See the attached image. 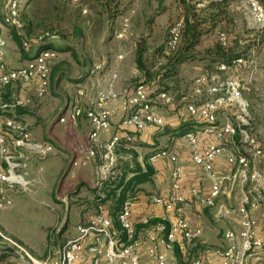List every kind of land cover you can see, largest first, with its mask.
<instances>
[{"label":"built area","instance_id":"2783aa9c","mask_svg":"<svg viewBox=\"0 0 264 264\" xmlns=\"http://www.w3.org/2000/svg\"><path fill=\"white\" fill-rule=\"evenodd\" d=\"M74 1L78 3L80 0ZM242 6L248 18V28L264 29V4L261 0H245ZM84 12L87 10L85 9ZM20 13L19 0H9L6 14L0 19V93L10 85L34 83L36 96L45 97L51 87V62L59 54L55 47L48 46V42L59 39V36L45 33L35 40L26 39L25 46L35 45L36 53L26 64L10 67L6 60L8 39L3 30L8 25L22 27ZM124 24L129 25L128 17L124 18ZM182 26V21H178L169 27L168 45L172 49H175L180 42ZM125 33L124 29L116 35L122 38ZM219 39L227 45L229 36L223 31L220 32ZM244 39H240L241 45L246 44ZM248 62L253 63L247 55H240L230 61H220L215 72L198 75L189 90L182 91L180 95V100L186 106L188 113L206 122L203 127L204 132L215 134L219 141L201 148L196 132H186L183 137L191 149L194 163L205 173L214 176L216 158L219 154L225 153L230 169L236 168L245 182L251 181L238 208L240 227L225 231V245L216 249V254L220 257L216 264H252V258L264 247V241L257 232L258 220L252 212L254 208H261L264 215V182L262 181L264 172L260 171L253 161L263 155L264 148L259 136L253 131L248 102L243 94V89L251 90V86L246 85L241 78L226 74L231 67ZM103 68V64L97 63L93 65L91 71L94 73ZM138 73L139 70L136 69V74ZM113 77H117L116 72ZM77 95H85V89L79 87ZM118 97L120 93L114 89L113 84H110L108 88L97 90L96 99L91 107L85 108L81 104H75L67 115H58L59 121L64 123L77 124L83 115L90 121L87 154L90 159L95 160L99 157L101 160L97 185H102L104 180L112 179L119 174V156L116 154V147L121 135L115 134L106 142L99 140L101 131L111 125L112 110L108 107V102ZM198 97L202 98L200 104ZM174 100L175 95L171 90L151 92L145 84L135 85L133 91L124 97L123 102L127 109L124 122L140 131L150 126L163 128L166 120L159 113V108L162 105L172 104ZM32 101V96L17 94H14L10 100L0 99V208L10 207L13 204L9 193L18 186L22 190L30 189L32 181L35 180L29 177L31 158L34 155L48 157L57 150L53 142L37 139L24 120L15 114H10L15 113L19 107L30 105ZM231 111L234 112V117L231 116ZM221 113L225 114L226 118L219 123ZM237 135L240 137V145L229 147L227 142L234 140ZM127 138L131 139L130 136ZM159 158H169L174 163L171 190L167 196L152 197L154 203L165 209L159 220L150 224L154 215H147L142 219L144 224H150L144 228L149 243L146 252L152 261L150 264H181L177 259L169 257L167 252L174 251L176 247L184 251L202 237L203 228L193 227L187 216L186 210L190 201L181 191V181L185 172L177 154L169 149H161L149 156L151 162ZM88 163V159L74 158L71 161L74 167ZM222 191L223 186L218 180L213 182L210 192L206 195H202L197 187L191 189L192 195L200 199L204 208L215 206ZM132 207L133 201L126 200L118 215L126 231V241L120 239L119 231L113 227V219L106 214V208L101 206L86 224L77 226V233L72 239L58 245L56 257L45 264H74L87 251L92 255L91 264H149L142 258L143 248L132 219ZM0 235L4 236L1 231ZM0 264H12V260L8 259ZM191 264H202V260L199 257L195 258Z\"/></svg>","mask_w":264,"mask_h":264},{"label":"rangeland","instance_id":"374dc122","mask_svg":"<svg viewBox=\"0 0 264 264\" xmlns=\"http://www.w3.org/2000/svg\"><path fill=\"white\" fill-rule=\"evenodd\" d=\"M229 1L232 4L231 6L235 8L234 17L236 21L233 25L227 26L225 23H222L214 34L204 36L200 46L197 48L196 58L192 59L190 64L185 63L182 65L176 77L166 78L165 80L161 77L160 80L158 76H155L153 79L154 83H151V85L155 87V91H159L161 88L171 90L175 95L173 103L179 104L177 101L181 98L180 95L182 90H189V86H191L190 84L195 77L203 73L215 72V65L211 64L212 61L211 63L208 61V51L218 42L220 32H229L232 36L231 41L234 52L247 55L249 60L253 61V63L248 62L243 64L241 70H239V74L243 82L251 86V90L246 88L243 89V94L248 102V110L251 115L250 121L253 131L259 136L264 148V100H260V98L264 97V29L253 30L248 28V18L242 6L245 0ZM8 2L9 0H0V19L6 14ZM19 2L22 10V19L23 14L33 19L34 13L36 20L42 19L41 21L62 18L79 24L90 34L89 40L91 38V42L89 45L87 44L86 48L84 46V51L81 50L83 47H81L79 42L71 40L73 46L75 45L78 47H75L76 55H73L70 50H64L61 51L63 53L60 59H54L51 62V86H53L54 79L62 74L65 75V85H67L68 82H73L71 75H76V70L78 69L77 59H82V53H84L82 55L83 57H85L84 55H90V60L92 62L94 58H96L97 60L94 64L101 63L105 65V60L111 59V55H119V53L123 51L124 43H126L127 46L132 45L133 52L143 36H147L148 38V62L154 65L163 57L159 53V50L162 51L166 48L170 25L181 21L183 18V6L180 5L177 0H167V12L163 16H157L154 24L150 26V28L147 25V19L151 10L149 7L150 4L146 3V0H123L121 9L124 10V14L118 16L117 20H110L103 14L104 8L99 0H80L78 3L74 0H34L27 10H25V6L28 0H19ZM85 9L88 10L87 13L84 12ZM125 17L129 18L128 26L124 24ZM124 29L126 31L125 36L122 38L117 37L116 33ZM93 33L95 37H93ZM97 33L98 37H96ZM102 37L105 38V54L99 51V47H96L95 51L92 47V45L94 46L100 43L99 41ZM235 37L245 38L246 44L240 45ZM55 41L54 44L57 50L60 49L61 45H64L61 39ZM35 53L36 50H34L33 54ZM85 58L87 59L89 56ZM104 58L106 59L104 60ZM216 62L217 61H215V63ZM63 69L67 71L59 74ZM153 69L157 71L156 67ZM228 76L233 77V74H228ZM234 76L236 75L234 74ZM62 79L63 78H60L59 81ZM141 79H143V77H141ZM141 79L135 76L134 85H138V81ZM63 94L64 96L60 98L61 102L65 103L67 94ZM56 96L55 94L54 97ZM33 102L35 103L34 100ZM34 103L19 108L15 113L10 114H15L18 118L23 120L24 114H30V116L34 114L32 112ZM168 106L169 105H162L160 107L168 108ZM57 116L58 113L54 118H57ZM29 127L33 133L34 127L30 124ZM40 135L42 136L40 138L41 140H46L45 137L48 135L46 129L42 130ZM70 136L72 135L68 134L66 139ZM53 143L57 148L55 153L48 157H38L34 155L31 158V163L34 161L40 164L54 162L57 164L58 171L56 178L49 179L47 176L39 179L34 178L35 180L32 181L30 189L27 190H22V188L18 186L16 190L9 193L13 199V204L10 207L0 208V231L4 235H0V247L11 246L17 251V254L14 256H8V259L12 260V264L25 262L26 264H45V262H49L56 257L55 252L58 245H62L72 239L74 237L75 228L79 224H86L97 211L92 200L96 194L100 193L99 187L102 185H93L91 178L96 175L95 171L101 163L100 158H95V160L92 159V164L86 167H74L70 162L73 158L72 154H74L75 151L72 148L79 142L75 144V142L71 141V143H69V150H64L63 147L66 146L64 143L61 146L58 142L56 143L53 141ZM75 156H77L76 153L74 157ZM260 157L264 159V153ZM69 166L70 171L74 170V174L79 176L83 175L82 177L89 182H82L81 179L78 178L79 176H75L70 181L62 180L61 178L65 177V175L62 177L63 172L66 168L69 170ZM84 171H86L85 174H83ZM68 176V179H70L72 175ZM245 184L250 186L251 181L245 182ZM38 189L43 190V194L40 196H36ZM65 195H67V198L63 199ZM234 206L235 203H233V207ZM204 214L206 218H204V223H202L203 226H205V231L206 226H212V224H220L218 230L220 229L221 231V226L224 227L225 224V217H220L217 219L218 221H215L211 219L208 210L204 211ZM224 229L225 227L222 228L219 237ZM205 231L203 229V234ZM208 231L211 233L210 230ZM224 245L217 243L211 246H221L222 248ZM255 264H264V259L262 262L259 261Z\"/></svg>","mask_w":264,"mask_h":264},{"label":"crops","instance_id":"0c3cea01","mask_svg":"<svg viewBox=\"0 0 264 264\" xmlns=\"http://www.w3.org/2000/svg\"><path fill=\"white\" fill-rule=\"evenodd\" d=\"M123 2V0H122ZM145 2V1H144ZM146 3H149L146 0ZM167 0L165 2V5ZM157 4V1H155ZM154 4V5H155ZM148 6V5H146ZM150 7V6H149ZM153 8L150 7L151 13L153 12ZM88 12V10H87ZM85 12V13H87ZM167 12L166 8L163 13L159 14L164 15ZM150 13V14H151ZM124 14V12L122 13ZM120 14V15H122ZM119 15V16H120ZM118 17L115 19L117 20ZM156 20V19H155ZM84 30V40L83 42L79 43L81 47H87V44L91 42V38L89 40L90 34ZM4 34L7 36L8 39V46L6 49V60L10 67H18L21 65L26 64L28 59L33 55L34 50H36V46L34 45L26 52H21L16 45V42L12 38V33L10 29L7 27L3 30ZM95 37L94 33L92 34ZM98 37V33L97 36ZM114 37V36H113ZM116 38V37H115ZM96 39V38H95ZM59 40V39H58ZM62 40V39H61ZM105 38L99 41L96 45H92L94 51L96 47H99V51L101 53L105 52ZM57 42V41H55ZM54 42V43H55ZM65 44V41H62V44ZM73 46V42L70 41L69 43ZM62 46V45H61ZM74 47H76L74 45ZM78 48V47H76ZM123 51L119 53L123 57H120L118 54L113 56L111 55V59L104 60L106 64L101 71L92 72L91 69L94 65V62L97 60L94 58L92 62L90 60V55H84L85 57L89 56V58H85L81 54L82 59H77L78 61V69L76 70V75H71L73 78V82L64 84L65 75L62 74L61 76L56 77L54 79L53 86L50 87L49 94L46 97H38L36 96V85L34 83L29 84H15L11 87V95H23V96H32L34 103V109H32L33 115L24 114L23 120L26 123L34 127L33 134L37 139H40L42 136L40 135L41 131L46 129L48 135L46 140L51 142H58L60 146L66 145L64 150H69V143L75 142L77 143L73 146L74 154H72V159L79 158L81 160L88 159L89 163L87 165L81 166H88L92 164L87 154V148L89 146V132L91 129V124L88 118L83 115L79 118L77 124H72L71 122L61 123L57 118H54L56 114H65L67 115L72 107L75 104H81L85 108L91 107L94 104L96 99L97 90L99 88H108L110 84H113V87L116 91L120 93V97L111 100L108 102V107L112 110L111 116V125L103 129L100 133L99 140L102 142L109 141L115 134H119L122 136H130L133 140L138 141V145L135 147V151L138 154L137 161L141 163L142 167L145 168V162L148 161L151 163L153 167V173L150 175V180L144 182L141 186L144 188L143 193L141 194L140 198L133 203L132 208V219L135 224H139L142 222V219L147 215H154V217L159 218L162 214H164L165 209L163 206L156 204L153 202L152 197L154 195H163L167 196L169 191L171 190V182H172V170L174 167V163L169 158H159L155 162H151L149 160V155L152 151H154L157 147H168L169 150L175 152L179 158L180 163L184 167V176L182 178L181 184L182 188L181 191L184 193L190 201L189 206L187 207V216L191 222L193 227H202L205 231V226H203L204 218L206 215L204 211L208 210L210 212L211 219L218 221L217 219L220 217H225V224H224V231L219 237L220 229L218 230V224L212 226H206V231L204 232L203 236L199 238L200 242H198V257L201 258L202 264H216L220 257L216 254V249L220 248L221 246H211L217 243L225 244L224 233L228 229H239L240 227V215L238 212V208L240 203L244 197L246 190L248 189V184H245L244 178L240 172L236 170H231L228 162L226 160L225 153H221L218 155L215 161V168H214V176L208 173H205L201 167L196 165L192 160L191 149L189 148L187 141L184 139L183 135H178V132L187 131V130H194L198 136L199 145L201 148H205L208 146L209 143L212 142H219L215 134H207L203 130V126L201 123L204 121L199 117H195V119H189V113L186 109L184 103H181L179 99L177 103H172L168 106V108L160 107L159 113L165 118L166 123L169 126V131L165 134H161L163 129H160L157 126H150L144 130H136L133 126L125 124L124 120L127 115V109L124 105V97L127 93H131L134 88L135 84V76L136 74V63H135V52L136 49L132 52V45L127 46L124 43ZM59 51V50H58ZM89 51V49H88ZM61 50L59 51L58 57L56 59L61 58ZM133 53V54H132ZM105 54V53H104ZM92 55V54H91ZM63 59V58H62ZM192 60H188L184 62L182 65L190 64ZM210 63L211 61L208 60ZM59 62V61H58ZM211 64L215 65V71L217 70V62H212ZM181 65V67H182ZM180 67V68H181ZM213 68V67H211ZM213 70V69H212ZM67 71L63 69L59 72L63 73ZM117 73V77H113L114 73ZM230 74L231 73H226ZM60 78H63L59 81ZM192 81V80H191ZM188 82V81H187ZM193 83V82H192ZM192 83L190 85H192ZM79 87H83L85 89V95L78 96L77 89ZM191 86H189L190 88ZM147 88L152 92L155 91V87L151 85ZM72 90V92H71ZM184 91V90H182ZM67 94V99L65 103L61 102V98L64 94ZM56 94L57 96L54 97ZM5 97V93H0V99ZM199 104L202 102V98H197ZM261 101L264 100L260 98ZM72 105V107H71ZM59 111V112H58ZM232 117H234V112L231 113ZM194 117V116H192ZM225 114L219 115V123H222L225 120ZM196 119H198V123H196ZM70 134L72 136H66ZM75 153L77 156L74 157ZM127 157V156H126ZM254 163L257 165L260 171L264 172V159L263 157L253 159ZM71 162V161H70ZM132 164L134 161L131 162ZM70 167V166H69ZM99 167V165H98ZM84 171L83 174H85ZM96 175L91 178V182L93 185L97 182L98 177V168L96 169ZM58 174L57 171V164L54 162L40 164L37 161L31 163L30 166V178H45L46 176L49 179L56 178ZM133 173H130L132 175ZM65 175V177H63ZM68 175H72L70 179H68ZM77 177L79 175L74 174V170L68 171L66 168L63 172L61 178L64 181H70L72 178ZM83 176V175H82ZM79 176L78 178L81 179L82 182H89L84 177ZM220 181L223 186V191L219 198L217 199L216 205L210 208L202 207L200 203V199L194 197L192 195L191 189L193 187H197L200 189L202 195H206L210 192L212 184L214 181ZM264 182V178L262 180ZM43 190H39L36 193V196H40L43 194ZM68 194V193H67ZM237 194V195H235ZM67 195H65L66 199ZM61 199V198H60ZM233 203L235 206L233 207ZM224 207V208H223ZM253 215L258 220V227L257 232L258 235L264 241V215L262 213L261 208H254L252 210ZM93 216V215H92ZM203 222V223H202ZM220 227V226H219ZM209 228V229H208ZM211 233H209V231ZM77 233V227L74 231V236ZM139 238L141 240V245L143 248V260L148 262L149 264L152 263L150 257L148 256L146 250L149 246L148 241L145 237L144 228L139 232ZM196 245V242L189 245L187 249L191 248L192 246ZM204 248V249H203ZM185 249L183 252L186 255ZM179 251H168L167 254L171 258H177ZM183 255L184 259L181 261L183 264H191L192 261L196 258H192L189 262L186 261L187 257ZM264 259V247L259 250L257 255L252 258V264L258 263L259 261L262 262ZM92 255L87 251L85 254L78 259L74 264H91Z\"/></svg>","mask_w":264,"mask_h":264},{"label":"trees","instance_id":"16d2710c","mask_svg":"<svg viewBox=\"0 0 264 264\" xmlns=\"http://www.w3.org/2000/svg\"><path fill=\"white\" fill-rule=\"evenodd\" d=\"M104 8L103 14H105L108 19L115 20L120 14L124 12L121 9L123 4L122 0H99ZM150 4V7L153 8V12L149 15L147 19V25L152 26L155 22L156 17L163 13L166 8V0H147ZM157 1V4H155ZM180 5L183 6V18L181 19L183 26L181 29V37L178 46L175 49H172L168 45V39L166 43L165 50H159V53L163 56L154 65L151 62H148L147 52V36H143L142 40L139 42L135 52V63L136 68L139 70V73L136 77H143V79L138 81V84L142 83L147 86H150L151 83H154L153 79L155 76H158L161 80L166 78H174L180 72L181 65L188 61L196 58L197 48L200 46L201 40L206 35H212L218 29V27L225 23L227 26H232L236 21L234 17L235 8L232 7L229 0H177ZM34 2V0H28V3L25 6V10ZM264 4V0H261ZM155 4V5H154ZM2 17L1 19H3ZM24 19V21H23ZM22 19V10L20 13V20L22 22V27H17L15 25H8L12 33L13 40L19 46L21 52H26L33 46H25L26 39L35 40L42 34L50 33L57 34L59 39L65 41V44L58 49L59 51L70 50L73 55H76V48L71 46L69 43L71 40H76L81 43L84 40V30L83 28L75 23L62 18H56L55 20L50 21H41L42 19L36 20L35 13L33 19L29 16L23 14ZM226 32V31H225ZM229 36L228 44L224 45L220 39L211 47L208 51V58L210 61L217 64L220 61H230L231 59L244 55L242 53L234 52L232 48V39L229 32H226ZM169 36V33H168ZM234 38V36H233ZM237 38V37H235ZM240 38H237L238 43L240 44ZM57 40V39H56ZM55 40H49L48 46L55 47ZM241 45V44H240ZM242 47V46H241ZM216 65V64H215ZM241 66L231 67L230 73L233 74V77L241 78L239 70ZM157 69L154 71L153 68ZM157 72V73H156ZM234 74L236 76H234ZM153 81V82H152ZM137 85V84H136ZM152 86V85H151ZM11 87L13 85L7 86L2 90L5 93L3 100H10L13 95H11ZM154 87V86H152ZM160 90H167L166 88H161ZM22 108V107H19ZM17 108V109H19ZM233 113V111H231ZM189 119H195V116L189 114ZM197 118V117H196ZM196 119V123H198ZM206 124L205 121L201 123L204 127ZM160 128V127H159ZM169 126L165 123L161 134H165L169 131ZM188 131H180L177 134L182 135ZM240 137L237 135L234 140L227 142L229 147L239 146ZM138 141L128 139L127 136H122L116 147V154L119 156V174L116 177L108 180H104L102 186L99 187L100 193L96 194L93 197L92 202L95 204L97 211L101 206L106 208V214L113 219V227L119 231L120 239L126 241L127 235L125 229L122 227L118 215L122 210L124 202L128 199L132 200L133 203L137 201L141 194L144 191V188L141 186L144 182L150 180V175L153 173V167L150 162H145V168L142 167L141 163L137 161L138 154L135 151V147L138 145ZM161 149H168V147H157L153 152H157ZM150 153V155H151ZM149 155V156H150ZM127 156V157H126ZM134 161L132 164L131 162ZM130 173H133L130 175ZM99 192V191H98ZM133 208V207H132ZM210 208V207H206ZM96 211V212H97ZM159 219L154 217L150 220V224H154ZM148 223V224H149ZM148 224L143 222L135 224L137 230V236L141 229L145 228ZM149 224V225H150ZM196 245L185 251L179 250L178 247L175 248V252L179 251L177 259L181 264V261L184 259L183 255L187 257L186 261H190L192 258H198V242ZM195 249V252H194ZM12 255L10 252L0 253V263L8 260V256Z\"/></svg>","mask_w":264,"mask_h":264},{"label":"water","instance_id":"95a60500","mask_svg":"<svg viewBox=\"0 0 264 264\" xmlns=\"http://www.w3.org/2000/svg\"><path fill=\"white\" fill-rule=\"evenodd\" d=\"M69 169H70V167H69ZM4 252H10L12 254H17V251L11 246L0 247V253H4Z\"/></svg>","mask_w":264,"mask_h":264}]
</instances>
